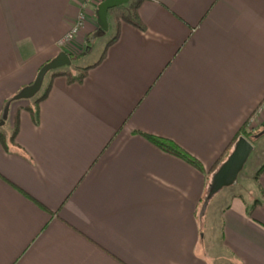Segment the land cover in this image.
Returning a JSON list of instances; mask_svg holds the SVG:
<instances>
[{
  "label": "crops",
  "instance_id": "obj_1",
  "mask_svg": "<svg viewBox=\"0 0 264 264\" xmlns=\"http://www.w3.org/2000/svg\"><path fill=\"white\" fill-rule=\"evenodd\" d=\"M102 1L0 0L12 129L31 102L14 96L61 52L85 51ZM138 14L82 83L53 79L37 124L20 113L16 147L0 142V264H210L196 215L205 174L137 132L211 170L264 101V0H145ZM237 184L219 192L227 261L264 264V169L255 188Z\"/></svg>",
  "mask_w": 264,
  "mask_h": 264
},
{
  "label": "trees",
  "instance_id": "obj_2",
  "mask_svg": "<svg viewBox=\"0 0 264 264\" xmlns=\"http://www.w3.org/2000/svg\"><path fill=\"white\" fill-rule=\"evenodd\" d=\"M143 1H145V0H131L127 5L116 7V8H113V9H111L109 11L110 15H114L113 19L116 21L115 35L107 43V45H106V47H105L100 59L97 62H95L92 65L86 66V67L77 68L76 71H74V70H72L70 68L66 69L65 67H62V68H59V69H56V70H53V71L49 72L50 73L49 80L46 83L44 91L40 95H39L40 92H38V94H36L34 97L30 98L31 102H30L29 105H27L25 107H20L18 109V111L16 113V116H15V124H14V128L12 129V132L9 135H7V134H5L2 131V126H0V142L5 147L6 150L11 151L14 146L15 147L17 146L16 145L17 144L16 143V138H17V135L19 134V131H20V113L23 110H27V111H29L31 113L33 121L36 124L39 122L40 103L42 101H44L48 97V95H49V93L51 91L52 81H53V79L55 77L64 76V77L67 78L68 83H75V82L82 83L87 78L89 71L92 68H94L97 65H99L103 61V59L106 56L108 48L119 39L120 23L122 21H126V22H129V23H132V24H134L136 26H139V27L142 26L140 24L138 10H139V7H140V5H141V3ZM118 11H119V13H118ZM114 13H116V14H114ZM85 47H86L85 51L83 53H81V54H69L70 58H71V61H72V64L75 61H77L78 59H80L81 57H83V55H85L91 49V40H90V38H88L86 40V46ZM43 87H44V83H43L42 88ZM42 88H41V90H42ZM22 90H20L14 96V99L16 98V96ZM251 118L240 128V130L238 131L237 135L234 137L232 142L228 145V147L225 149V151L222 153V155L219 157L217 162L214 164V166L211 168V170L208 173L206 172L205 167L203 166V164L201 163V161L198 158H196L195 156H193L190 153H188L187 151H185L183 148H181L174 141H172L170 139H167V138L159 137V136H156V135L140 132V131L137 132V133H139L142 136H144L146 139H148L151 143L156 145L161 150L185 160L187 163H189L190 165L194 166L200 172L204 173L205 176H206L207 186H209V184H210V182L212 180L210 178L211 174L213 172H215L222 165V163L229 157V155L231 154L236 142L239 140V138L241 136L247 137L252 142H254V140H257L258 138L261 137V136L257 137V135H259L260 133L264 132V129L259 131L257 129H250L249 128L250 124H251ZM2 120L4 121L3 124L7 123V119L0 118V122ZM263 169H264V163L262 164V166L257 170V172L254 175V180L256 182L259 180ZM206 191H207L206 193H208V189ZM209 202H210V200H207V194H205V196L200 201V206L203 207L206 204H208ZM40 205L42 207L44 206L42 204H40ZM249 212H251V209H250ZM196 215H198V217H199L198 212H197ZM201 234H203V231L201 232Z\"/></svg>",
  "mask_w": 264,
  "mask_h": 264
},
{
  "label": "rangeland",
  "instance_id": "obj_3",
  "mask_svg": "<svg viewBox=\"0 0 264 264\" xmlns=\"http://www.w3.org/2000/svg\"><path fill=\"white\" fill-rule=\"evenodd\" d=\"M113 16L114 15H111L110 17V25H109L108 30L100 31L97 34L88 35V38H90L91 40V49L85 55H83V57L75 61L70 66H65L66 69L70 68L76 71L77 68L92 65L100 59L107 43L115 35L116 21L113 19ZM85 46H86V42H85ZM49 76H50V73L47 74L46 80L44 81V87L40 91L39 95L44 91L46 83L49 80ZM13 101L15 102L18 100H13ZM262 103L260 104V106L262 105ZM257 110H255L254 113H256ZM263 116H264V109H263V113L261 112V113H258V115L256 114V116L254 117L255 121L250 124L249 128L257 129L259 131L263 130L264 129V117ZM1 122H4V121L2 120ZM1 122H0V126H2V131L5 134L9 135L12 132L10 120L7 119V123L5 124ZM253 143L255 145V148L249 160L247 161L243 171L240 173L238 177L239 179L237 181L238 183L237 187H240V188L246 187L247 189H249L250 187L252 188V186L254 187L253 185L254 175L257 169L264 162V135H262L257 140H254ZM215 172L211 174L210 176L211 179ZM228 190H231V189H228ZM220 194L218 193L217 195H215L212 201L210 200L211 201L210 204L208 203L203 207L200 206L201 208H199L198 210L199 220L202 225L201 229L203 231V234H205V240L201 244L202 246L201 248L203 252H205L211 257L210 264H229V262L227 261L228 260L227 254L224 251V248L221 242V220H222L221 216H222V210L226 206V203H227V197L224 198L222 197L223 195H220Z\"/></svg>",
  "mask_w": 264,
  "mask_h": 264
},
{
  "label": "water",
  "instance_id": "obj_4",
  "mask_svg": "<svg viewBox=\"0 0 264 264\" xmlns=\"http://www.w3.org/2000/svg\"><path fill=\"white\" fill-rule=\"evenodd\" d=\"M131 0H103L97 10L98 21L100 22V31L109 29V11L113 8L127 5ZM99 31V32H100ZM72 64L70 55L61 52L54 59L46 63L38 73L36 80L29 86L25 87L16 99H30L40 92L47 74L53 70L70 66ZM4 123V122H1ZM264 132L257 135L260 137ZM254 150V145L247 137L241 136L236 142L229 157L213 174L212 180L208 187L207 200H211L216 194L226 187L233 186L243 171L247 161ZM203 237V235H202Z\"/></svg>",
  "mask_w": 264,
  "mask_h": 264
},
{
  "label": "built area",
  "instance_id": "obj_5",
  "mask_svg": "<svg viewBox=\"0 0 264 264\" xmlns=\"http://www.w3.org/2000/svg\"><path fill=\"white\" fill-rule=\"evenodd\" d=\"M89 1H94V0H89ZM86 19V14L85 11H81L78 17V21L77 24L72 28V30L64 37V39L62 40V43H65L67 41L73 40L74 38H76L79 34H80V30L85 22ZM263 109H264V102L262 103V105L258 108L257 112L254 114L256 116V114L258 115V113H263ZM252 116L251 118V123H253L254 117ZM264 117V116H263Z\"/></svg>",
  "mask_w": 264,
  "mask_h": 264
}]
</instances>
